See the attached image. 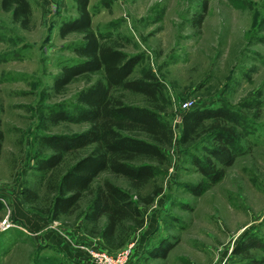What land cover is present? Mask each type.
Instances as JSON below:
<instances>
[{"label": "rangeland", "instance_id": "rangeland-1", "mask_svg": "<svg viewBox=\"0 0 264 264\" xmlns=\"http://www.w3.org/2000/svg\"><path fill=\"white\" fill-rule=\"evenodd\" d=\"M28 1L26 29L0 9V196L13 224L0 230V264H72L56 247L30 235L42 229L34 219L44 217L39 210L52 197L34 165L52 154L41 146L42 136L87 129L86 123L52 124L45 116L53 108L72 111L77 93L100 75L78 77L60 92L53 89L61 67L77 59L73 48L81 35H58L62 21L76 16L75 1ZM204 1V18L196 26L192 18ZM88 8L96 33L141 57L130 78L151 72L162 86L156 103L124 89L114 96L156 109L174 132L171 145L163 148L166 163L153 162L158 172L139 192L145 196L161 189L150 205H140L146 225L126 244H133L128 264H264V0H89ZM185 102L188 108L182 107ZM198 107H224L234 115L226 124L235 134L228 155L213 154L216 143L206 128L190 143H179L182 113ZM83 154L65 155L48 180H57ZM196 160L223 170L222 178L198 196L187 186L208 182ZM104 180L135 194L122 176L102 172L94 184ZM24 186L38 195L36 202L23 203ZM4 202L0 227L8 214ZM86 203L83 198L56 226L73 227ZM22 211L34 220L29 226L19 221ZM236 246L244 251L234 254ZM154 248L166 255L151 254Z\"/></svg>", "mask_w": 264, "mask_h": 264}, {"label": "trees", "instance_id": "trees-1", "mask_svg": "<svg viewBox=\"0 0 264 264\" xmlns=\"http://www.w3.org/2000/svg\"><path fill=\"white\" fill-rule=\"evenodd\" d=\"M74 1L76 16L62 21L58 35L61 38L70 33L81 35L80 42L73 48L77 59L61 67L53 81V89L60 92L81 76L99 74L100 77L77 93L72 111L53 108L45 116V120L52 124L74 122L86 123L88 127L76 135L41 137V146L52 150V154L38 159L34 170L38 178L46 181L52 197L48 207L39 212L47 220L56 221L60 216L73 213L80 201L87 198L81 213L84 232L90 236L100 235L108 249L119 250L126 246L132 233L145 224L140 205H150L161 192L160 188H155L145 196L139 193L157 174L156 164L166 163L163 148L171 145L174 132L161 120L156 109L125 104L114 96L116 89H124L142 94L156 103L162 86L151 72L131 79L130 75L141 57L130 56L122 50L121 45L104 40L101 34L92 29L89 0ZM206 8L207 2L204 1L201 12L193 16L192 21L196 26L201 24ZM0 9L9 13L11 20L21 28L28 27L31 17L28 0H0ZM233 117L224 107H198L184 111L180 121L179 143H190L206 128L212 132L216 143L213 154L228 155L234 146L235 134L226 124ZM79 150L84 154L76 158L57 180L52 177L48 180L49 174L62 164L65 155ZM194 162L208 182L187 186L191 194L198 196L222 178L223 170L214 168L209 161L206 164L197 160ZM102 172L124 177L135 194L131 195L108 180L95 185ZM20 194L24 204L38 199V195L28 186H24ZM155 249L151 254L166 255L165 250ZM242 251L236 246L233 253L241 254ZM55 260L45 259L48 263Z\"/></svg>", "mask_w": 264, "mask_h": 264}, {"label": "crops", "instance_id": "crops-1", "mask_svg": "<svg viewBox=\"0 0 264 264\" xmlns=\"http://www.w3.org/2000/svg\"><path fill=\"white\" fill-rule=\"evenodd\" d=\"M20 213H23V211ZM22 215L19 216V221L21 223L23 222L28 225L33 223L34 220H37L42 227V229H38L35 233L30 234L32 237L34 236L33 238L40 241V243L46 242L48 245L56 247L58 251L72 261V264H90L86 254L79 248L80 245L109 251L103 243L100 235L90 236L84 232L82 219H79L71 228L63 226L60 228L59 226H56L55 221L51 222L47 220L46 217L41 216L37 219L31 220L27 217L28 215L24 213ZM42 230H45L46 232L44 233Z\"/></svg>", "mask_w": 264, "mask_h": 264}, {"label": "built area", "instance_id": "built-area-1", "mask_svg": "<svg viewBox=\"0 0 264 264\" xmlns=\"http://www.w3.org/2000/svg\"><path fill=\"white\" fill-rule=\"evenodd\" d=\"M182 107L188 108L189 103L185 102ZM0 193H2L1 190ZM0 200L1 202H4L1 196ZM4 207L7 208L6 210H8V214L6 215L5 219H3V221L1 222L0 230H6L7 228L13 226V224H11L9 221V208L6 206L5 202ZM132 246L133 244L129 243L124 248L114 253H109L107 251H103L91 246L87 247L85 245H80L79 248L86 254V256L93 264H128Z\"/></svg>", "mask_w": 264, "mask_h": 264}]
</instances>
